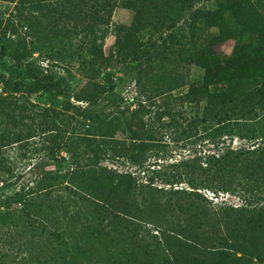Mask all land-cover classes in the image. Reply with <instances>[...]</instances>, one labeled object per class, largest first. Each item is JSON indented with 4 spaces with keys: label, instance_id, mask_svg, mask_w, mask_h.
I'll list each match as a JSON object with an SVG mask.
<instances>
[{
    "label": "trees",
    "instance_id": "obj_1",
    "mask_svg": "<svg viewBox=\"0 0 264 264\" xmlns=\"http://www.w3.org/2000/svg\"><path fill=\"white\" fill-rule=\"evenodd\" d=\"M198 1L16 0L12 21L0 29V82L14 94L0 95V264L34 258L33 236L18 237L14 220L22 213L29 224L46 225L48 218L41 206L37 210L34 198L56 191L55 187L62 200L66 195L93 204L98 234L129 216L152 223L167 250L157 264H261L264 240H258L264 236V212L248 203V195L258 194L264 200V164L235 167L234 161L248 153L264 154V130L248 128L250 121L264 119V38L256 45L236 46L221 63L216 47L222 35L198 37L182 57L203 69V75L185 91L169 83L145 89L141 81L144 64H152L158 56L156 39L147 43L149 47L137 43L147 10L156 8L157 2L169 9L159 25L157 16L146 23L166 42L164 30L195 23L202 11ZM215 2L217 8L232 9L253 0ZM118 6L134 11L130 26L110 27ZM42 25L55 39H78L79 48L88 45L92 50L100 49L113 30L120 57L132 52L129 71L119 82L106 76V85L99 84L95 93L73 97L66 74L32 59ZM47 57L56 59L49 53ZM136 87L139 95L132 94ZM39 90L83 102H69L80 115L78 127L69 129L54 109L28 108L23 98ZM164 131L175 135L167 141ZM36 135L43 153L34 161L21 169L5 162L4 147ZM234 137L251 142L253 148L236 147ZM83 145L90 153L81 159L78 149ZM83 168L92 170L88 183L64 184L66 178L72 183ZM234 185L246 188V204L212 203L204 193L217 199ZM149 195L164 198L179 219L170 223L157 216L148 221L151 215H145L144 206ZM55 235L62 238L58 232ZM63 264H73L72 257L65 256Z\"/></svg>",
    "mask_w": 264,
    "mask_h": 264
},
{
    "label": "rangeland",
    "instance_id": "obj_2",
    "mask_svg": "<svg viewBox=\"0 0 264 264\" xmlns=\"http://www.w3.org/2000/svg\"><path fill=\"white\" fill-rule=\"evenodd\" d=\"M15 2L16 0H0V29L5 23L12 21ZM253 3L243 7L223 9L217 8L215 0H199L196 5L202 11L195 18V23L184 29L177 27L172 31L164 30L163 36H166L167 39L166 42H161L160 33L158 31L155 33L152 26L146 24L148 20H153L157 16V25H159L164 13L169 11L163 3L157 2L156 8L147 10L144 27L136 33L137 43L140 46L149 47L147 44L149 41L157 40L155 48L158 50V56L152 64H144L141 71V81L145 89L151 85L169 83L180 85V91H185L192 81L201 79L203 69L188 64L182 57V54L186 55L187 51L194 47V42L198 37L218 33L222 35L223 38L216 47L221 63H225L236 46L251 43L256 45L261 38H264V0H253ZM207 9L211 12L206 13ZM26 12L28 10H25ZM134 15L132 9L118 6L113 11L110 27L113 28L116 24L130 26ZM40 28L38 40L32 49V59L41 65L52 67L66 74L71 80V95L73 97L85 93H95L99 89V84L106 85L104 80L106 76L119 82L129 71L128 65L132 63V52L129 49L125 51L124 58L120 57L113 30L107 34L100 49L92 50L88 45L79 48L78 39L61 41L55 39L48 31L45 32L43 25ZM21 32L25 34L24 31ZM47 53L53 54L56 59L52 61L47 57ZM52 63H58L59 66L55 67ZM132 94L139 95L137 87L133 89ZM0 95L10 98L14 94L0 82ZM23 102L28 105V108L38 111L44 108L54 109L65 120L69 129L77 128L80 119L78 110L73 105H84L83 102H78L74 98H70L68 101L52 92L43 90L27 94L23 98ZM248 128L256 132L263 131L264 119L250 121ZM66 131L69 133L68 129ZM74 131L82 132L80 129H74ZM164 132L166 133L164 139L167 141L175 135H169L173 131ZM176 135L179 137L178 134ZM233 143L236 147L253 148L251 142L237 137L233 138ZM3 151V159L15 169H21L25 164L34 161L39 153H43L38 135L28 140L8 144L3 148ZM78 152L83 159L90 153V148L83 145L78 149ZM58 153L66 155L63 150ZM249 162L262 163L261 165H263L264 154L248 153L234 161V166L236 167L238 164L240 167H245ZM92 176V170L83 168L74 177V182L71 183L70 178H66L64 184L74 186L88 183ZM238 177L245 185H250L251 182L243 178L242 175H238ZM58 188L55 187L56 191L53 189L52 193L34 198L37 210L41 206V212L48 218L46 225L29 224L22 213L15 217L14 233L18 237L27 234L26 236L34 238L28 236L31 239L30 247L33 250L34 258L11 261V264H63L65 256L72 257L73 264H141L149 261H154L157 264V258L166 254L165 240L159 237V233L154 230L152 223L142 221L137 216H129L120 221L121 223L117 227L104 228L98 234L96 228L98 229L100 226L90 209L93 204L79 198L68 199L66 195V200L63 199V201L60 194L57 193L60 191L57 190ZM245 190L246 188L243 186L234 185L230 192L220 194L217 199L212 196L211 192L204 190V193L212 203L223 202L226 205L242 206L247 203L244 201ZM248 198L250 200L248 203L264 212V200L260 199L258 194H250ZM145 201L144 213L151 215L148 221H156L157 216L170 223L179 219L178 212L167 206L164 198H154L149 195ZM56 232L62 234V238L56 237ZM263 240L264 236L261 235L258 241L261 243ZM128 258L131 261L128 262ZM261 264H264V255Z\"/></svg>",
    "mask_w": 264,
    "mask_h": 264
}]
</instances>
